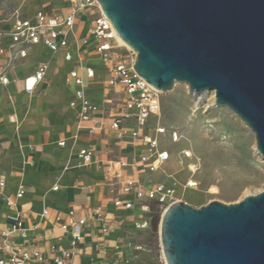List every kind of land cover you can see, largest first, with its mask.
<instances>
[{"label":"water","instance_id":"water-1","mask_svg":"<svg viewBox=\"0 0 264 264\" xmlns=\"http://www.w3.org/2000/svg\"><path fill=\"white\" fill-rule=\"evenodd\" d=\"M134 69L161 93L215 92L264 158V0H97ZM167 264H264V190L235 204L178 201L162 217Z\"/></svg>","mask_w":264,"mask_h":264},{"label":"built area","instance_id":"built-area-1","mask_svg":"<svg viewBox=\"0 0 264 264\" xmlns=\"http://www.w3.org/2000/svg\"><path fill=\"white\" fill-rule=\"evenodd\" d=\"M31 0H23L28 2ZM68 12L65 14L39 10L34 18L23 15V6L14 7L13 0H1L2 12L7 15L6 21L11 23L9 30H0V56L7 55L10 64L28 56V50L33 46H44L53 54L66 51L65 59L72 61L70 51V36L74 32L76 22L83 15H94L91 21L89 34L96 41V51L104 62L109 75L106 89L113 90L110 96H105L102 105L94 103L88 96L85 87V78L78 69H74L67 76L66 83L75 87V97L70 102L72 109L78 111V129L88 137L94 138L104 134L107 130L116 132L118 138L132 147L135 151L131 160L112 159L106 162L97 161L92 148H83L79 158L84 166L103 163L106 177L110 180V187L117 192L113 200L116 213L106 214L97 210L92 216L77 217L74 210L68 213L65 222L57 218L55 225L69 235L70 247L52 245L50 258L43 252L32 247L28 241V231L24 226L25 215L18 213L10 218L11 225L0 236V264H73L85 235L91 229V224L100 222V230L108 235L114 229H120L126 221L130 222L127 228V238L132 233L152 234L155 231V207L166 210L178 201L177 191L167 186L164 179L176 180L167 173L165 165L170 160V154L160 147L161 137L166 134L160 122L153 128L149 127L152 118H160L162 104L161 92L145 81L134 69L138 54L129 46L122 43L111 21L103 13L97 0H66ZM6 37L11 40L10 46L5 48L3 41ZM49 64L41 63L34 74L25 79V92L34 94L40 83L46 80ZM89 80L95 79L92 68L86 70ZM0 83L7 86L10 81L6 76L0 77ZM120 88V92L117 88ZM117 103L118 107L113 105ZM11 122H15L12 117ZM174 140L178 134L173 133ZM60 147L66 146V141L59 142ZM190 157V153L186 154ZM31 164V163H30ZM130 168L137 171V175L124 174ZM4 186V182L0 183ZM198 183L188 181L181 186L184 190L197 188ZM55 186L54 190H58ZM26 193L25 186L21 185L17 198ZM15 205L14 202H10ZM49 211L43 212V217ZM24 240L16 243L15 238ZM125 246L132 252V256L118 258L122 252L121 246H116L114 261L103 254L101 264H144L136 257L140 252H151V244L135 243L129 240ZM121 260V261H120ZM161 264H167L162 251Z\"/></svg>","mask_w":264,"mask_h":264},{"label":"crops","instance_id":"crops-1","mask_svg":"<svg viewBox=\"0 0 264 264\" xmlns=\"http://www.w3.org/2000/svg\"><path fill=\"white\" fill-rule=\"evenodd\" d=\"M20 2L21 0H13L12 5L14 7L22 5L23 15L26 18L32 19L37 11L45 10V8H37L31 11L28 5L35 3V0L25 2L26 4ZM64 2L67 5L65 12L59 11L58 8L52 12L67 13L69 5L66 0ZM88 17L90 18L89 34L91 21L94 18L93 14L81 16L70 36L68 51L72 54V61L65 59L66 51L53 54L49 49L40 45L30 48L27 58L18 60L16 64H10L7 55L0 56V76H6L10 81L7 86L0 83V183L4 182V186H0V236L11 225L10 218H14L18 213H23L29 243L48 258H50L52 245L70 247L69 235L64 234L55 225L58 217L62 222H65L68 213L72 210L75 211L77 217H90L97 210L109 215L116 213L113 200L117 192H114L110 187V180L106 177L104 164L84 166L79 158L80 150L92 148L95 160L102 162L112 159L131 160L135 154L134 149L121 141L116 132L107 130L104 134L94 138L88 137L84 132H79L78 111L70 107V102L75 97V87L68 85L66 79L74 69H78L84 76L87 96L94 103L102 105L105 98L103 95L100 101V98L94 97L91 92L90 83L100 76L99 69L90 63V59L83 58L80 52L78 56L74 52L76 45L80 47L79 32L82 24L88 22ZM6 18L7 15L2 12L0 5V30L6 31L11 28V23L7 22ZM10 43L9 37L3 41L5 48H8ZM94 43L96 57L103 64L100 71L107 76L108 80L109 75L104 62L96 51V41ZM53 60L64 62L69 66L64 83L72 126L64 137L54 140L51 144V142L46 143V137L50 138L51 136L50 132H47L46 136L38 135L35 139L21 136L20 118L24 116V113L21 112V104L16 105L14 97L19 103L22 98H26L28 101L29 98L35 96L42 85L46 83ZM44 62L49 64L46 80L39 84L34 94H27L24 88L25 79L34 74L37 67ZM88 68L95 71L94 80L87 78L86 70ZM14 80L16 86L12 94L9 88L13 85ZM117 91L120 92L119 87ZM12 117L15 122H11ZM1 119H4L3 122ZM52 129L55 134L59 128L55 125ZM64 140L66 146L60 147L59 142ZM73 162L76 164L71 165ZM124 174L137 175V171L127 168L124 170ZM21 185L25 186L26 193L22 198H17ZM57 185L59 189L56 191L54 187ZM10 202H14L15 205H11ZM45 210H48L49 214L43 217ZM129 225L130 222L126 221L120 229H114L108 235H104L100 230L101 223L99 221L91 224L92 227L85 235L73 264H101L105 252L108 253V258L114 261L116 246H121L122 250L117 255L118 258L132 256V252L125 246ZM15 242L22 244L24 240L16 237Z\"/></svg>","mask_w":264,"mask_h":264},{"label":"rangeland","instance_id":"rangeland-1","mask_svg":"<svg viewBox=\"0 0 264 264\" xmlns=\"http://www.w3.org/2000/svg\"><path fill=\"white\" fill-rule=\"evenodd\" d=\"M20 3L26 4L23 0ZM28 8L31 11L45 8L49 12L58 8L65 12L67 5L64 0H35ZM89 21L88 17V22L81 26L80 47L76 45L74 52L76 56L80 52L83 58L90 59V63L99 69L100 76L90 83V87L94 97L101 101L103 95L110 96L115 89H105L107 76L100 71L103 64L94 52L95 41L88 34ZM68 69L69 66L64 62L53 60L46 83L35 96L28 101L22 98L19 103L14 97L16 105L21 104V112L24 113L20 118L22 137L35 139L38 135L46 136L50 132L46 143L52 144L54 140L64 137L71 128L72 118L64 83ZM14 82L9 88L12 94L16 86ZM215 97L213 92L196 96L187 85L177 83L171 91L161 93V116L149 122L151 128L160 122L167 130L161 137L160 147L170 154L165 168L176 180L164 179V182L176 189L177 198L194 208L213 201L235 204L246 196L264 190V159L256 151L255 134L228 107H212ZM113 106L118 107L116 102ZM1 120L3 122L4 119ZM55 125L59 129L54 134L52 128ZM174 132L178 134L176 141ZM189 153L190 157H186ZM75 164L73 162L71 165ZM191 180L198 183L197 188L184 190L181 186ZM155 210V231L152 234L132 233L130 239H125L126 242L132 240L151 244V252H136L139 262L144 264H161L163 250L160 225L163 210L158 207Z\"/></svg>","mask_w":264,"mask_h":264},{"label":"bare ground","instance_id":"bare-ground-1","mask_svg":"<svg viewBox=\"0 0 264 264\" xmlns=\"http://www.w3.org/2000/svg\"><path fill=\"white\" fill-rule=\"evenodd\" d=\"M122 41V40H121ZM122 43H124L123 41H122ZM125 44V43H124ZM126 45V44H125ZM214 94H215V92H213ZM212 107H218L217 106V104H216V97H215V100L212 102V105H211ZM257 147V146H256ZM256 151H257V148H256ZM258 152V151H257ZM259 153V152H258ZM264 159V158H263Z\"/></svg>","mask_w":264,"mask_h":264}]
</instances>
